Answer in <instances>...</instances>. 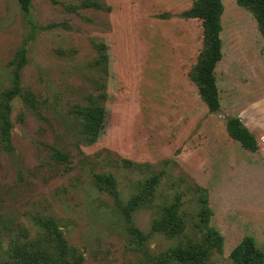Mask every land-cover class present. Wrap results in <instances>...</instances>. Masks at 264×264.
Instances as JSON below:
<instances>
[{"label":"rangeland","instance_id":"1","mask_svg":"<svg viewBox=\"0 0 264 264\" xmlns=\"http://www.w3.org/2000/svg\"><path fill=\"white\" fill-rule=\"evenodd\" d=\"M196 1L32 0L29 39L19 1L0 0V264L34 252L164 264L188 245L207 246L201 264H237L246 235L264 251V144L243 148L226 121L264 135V33L249 8L222 0L212 112L190 77L205 47L203 20L185 15ZM25 41L29 100L9 101L7 147L1 114ZM205 193L221 250L206 241Z\"/></svg>","mask_w":264,"mask_h":264},{"label":"trees","instance_id":"2","mask_svg":"<svg viewBox=\"0 0 264 264\" xmlns=\"http://www.w3.org/2000/svg\"><path fill=\"white\" fill-rule=\"evenodd\" d=\"M20 6L26 16V19L32 25V30L28 35L29 39L35 36L36 25L29 17L32 0H18ZM239 4L249 8L255 15L259 26L264 33V0H238ZM222 0H197L194 6L185 12L187 17H200L203 20L204 27V50L201 53L195 72H191V79L198 84V90L201 98L206 103L210 111L216 112L221 108V100L218 85L216 82L215 67L222 57V40L220 33L222 30L221 15L223 13ZM27 44L26 41L19 47L16 57L13 59V85L6 91L4 98V106L2 111V134L7 147H12L11 128L12 123L8 116L10 111L9 101L16 95H21L25 100L29 98L22 93L20 87V71L27 63ZM227 121V131L229 135L241 146L250 151H257L260 148L259 142L255 134L245 125L237 116L229 117ZM55 153L67 159V155L59 149H55ZM133 202H136L135 200ZM201 217L203 227L206 230V241L213 242L219 246L221 250L223 244L222 234L210 225V218L213 214L209 207L208 195L205 193L201 197ZM172 213V212H171ZM158 230H165L174 233L176 229L170 225L158 226ZM180 231V230H179ZM207 246L188 245L177 247L167 251L159 259L164 264L170 261H177L178 264H201L202 260L208 255ZM231 256L237 264H264V251L257 248L256 240L251 235H246L235 246ZM11 264H56V260L46 254L27 253L21 257H15ZM77 264V263H75Z\"/></svg>","mask_w":264,"mask_h":264},{"label":"crops","instance_id":"3","mask_svg":"<svg viewBox=\"0 0 264 264\" xmlns=\"http://www.w3.org/2000/svg\"><path fill=\"white\" fill-rule=\"evenodd\" d=\"M248 126H250V125H248ZM249 129L255 134V136L259 142V145L262 144L259 135H257L250 127H249Z\"/></svg>","mask_w":264,"mask_h":264},{"label":"built area","instance_id":"4","mask_svg":"<svg viewBox=\"0 0 264 264\" xmlns=\"http://www.w3.org/2000/svg\"><path fill=\"white\" fill-rule=\"evenodd\" d=\"M261 143L264 144V135L261 136Z\"/></svg>","mask_w":264,"mask_h":264}]
</instances>
